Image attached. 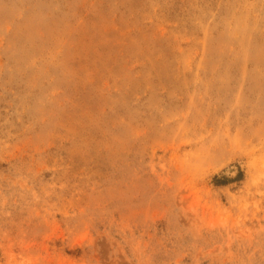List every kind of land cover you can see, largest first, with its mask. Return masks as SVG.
I'll return each instance as SVG.
<instances>
[{
	"label": "rangeland",
	"instance_id": "1",
	"mask_svg": "<svg viewBox=\"0 0 264 264\" xmlns=\"http://www.w3.org/2000/svg\"><path fill=\"white\" fill-rule=\"evenodd\" d=\"M0 264H264V0H0Z\"/></svg>",
	"mask_w": 264,
	"mask_h": 264
}]
</instances>
